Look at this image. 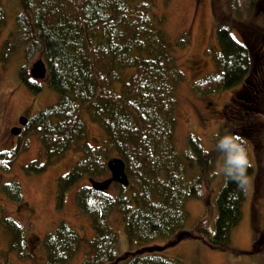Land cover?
<instances>
[{
	"label": "trees",
	"instance_id": "16d2710c",
	"mask_svg": "<svg viewBox=\"0 0 264 264\" xmlns=\"http://www.w3.org/2000/svg\"><path fill=\"white\" fill-rule=\"evenodd\" d=\"M162 1L166 6L172 2ZM227 1L233 4L237 0ZM19 2L22 13L16 18L20 29L17 44L25 45L27 61L18 71L19 79L36 94L43 90L44 84L33 80L29 67L41 54L48 68L46 82L59 99L29 119L18 135V144L13 150L0 152V160L10 166L28 150L30 136H38L46 162H31L25 167L28 173H41L72 149L81 150L83 157L58 180L57 199L62 207L65 194L74 185L85 178L105 181L110 174L108 161L122 159L129 182L114 184L117 194H110L113 186L105 192L96 191L91 182L76 192L78 208L89 217L96 231L82 264H119L122 260L126 264H186L180 258L165 256L167 248L149 249L156 241L171 240L186 228L188 201L199 199L214 211L211 196L219 176L214 167L220 160L226 165L225 153L217 147L224 133L213 137L215 145L210 150L191 137L188 148L182 154L178 151L176 92L185 75L178 65L175 46L164 31V15L156 11L154 0ZM6 22V10L0 0V36ZM217 31V71L198 81L195 90L210 95L242 85L249 91L259 64L255 46L237 40L229 26L222 25ZM185 44L186 41H180L177 45ZM14 45L15 41L6 43L3 62L13 53ZM129 70L131 74L126 77ZM119 82L121 92L115 89ZM253 94L255 99L259 98V94ZM2 113L0 103V118ZM87 120L105 133L101 146L88 144ZM238 126L235 134H225L239 135L252 144V123L241 121ZM245 147L252 165L246 173L250 176L255 168L246 143ZM193 170L198 174L189 176ZM222 181L215 200V233H210L206 216L195 224L194 233L215 250L227 252L232 249V232L244 216L247 190L245 184L225 174ZM8 191L21 203L18 185ZM114 215L122 218L128 240L130 253L125 258L120 254ZM5 223L6 230L13 234L11 250L34 261L31 255L23 253L28 245L25 228L12 218ZM42 243L46 253L43 264H67L77 254L82 238L77 230L61 221ZM262 243L264 233L255 242L254 251H261ZM0 264L10 263L5 260Z\"/></svg>",
	"mask_w": 264,
	"mask_h": 264
},
{
	"label": "rangeland",
	"instance_id": "374dc122",
	"mask_svg": "<svg viewBox=\"0 0 264 264\" xmlns=\"http://www.w3.org/2000/svg\"><path fill=\"white\" fill-rule=\"evenodd\" d=\"M33 1L37 4L40 0ZM2 2L7 22L0 36V103L3 112L0 118V152H8L19 141L11 133L18 118L22 114L29 119L33 118L42 109L56 104L59 95L51 90L46 80L36 81L44 84L43 90L37 94L20 81L18 71L27 63L25 45L17 44L20 29L16 18L22 13V8L19 0ZM154 2L156 11L161 16L164 15V31L170 43L175 46L178 65L185 75L176 92L178 123L175 140L178 151L182 154L188 148L191 137L201 141L203 147L210 150L215 145L214 136L221 133L225 135L227 131L236 133L240 127L238 123L249 121L254 126L255 134L251 139L253 143L250 141L252 144L249 141L245 143L249 147L255 171L247 176L244 216L232 232L230 251L215 250L206 239L203 240L194 233L195 224L204 216L209 219L210 233H215L218 216L215 200L220 193L219 187L223 183L224 174L222 160L214 167L219 172L211 196L214 211L209 210L199 199L188 201L186 210L189 220L186 228L171 240H158L153 245L167 248L164 250L165 256L180 258L186 264H264V243L261 251H254L255 242L264 233V0H237L233 4L227 0H172L168 6L162 0ZM222 25L229 26L237 40L255 46L259 59L257 74L250 81L249 91L240 85L227 91L205 95L197 92L194 85L217 71L214 56L219 51L217 30ZM9 41H15L13 53L3 62L1 56ZM180 41H186L185 46H178ZM40 58L41 54L36 55L33 62L29 63L30 69ZM130 74L131 70L125 76ZM121 86L120 82L115 85L117 92L122 91ZM253 93L259 94V98L255 99L251 95ZM252 104V108L249 107ZM87 123L88 144L91 147L101 146L106 138L102 128L89 120ZM27 142L28 150L22 152L10 166L6 167L7 162L0 160V263L7 260L10 264H43L46 253L42 240L49 231L64 221L77 230L82 238L77 254L67 264H82L96 231L89 217L78 208L76 192L84 184H90V181L85 178L74 185L65 194L62 207H59L57 199L58 180L83 157L82 152L72 149L62 158L52 161L45 171L28 173L26 166L36 160L45 163L46 157L38 136H30ZM197 174L198 171L193 170L189 176ZM110 176L109 174L107 178ZM15 185L22 192L21 203L7 194ZM112 186L110 194H117L116 186ZM11 218L25 228L28 245L23 253L31 255L34 261L11 250L13 234L4 226ZM112 218L119 234L120 254L125 256L130 249L122 218L119 215ZM238 251L242 253H237ZM119 264L126 263L122 260Z\"/></svg>",
	"mask_w": 264,
	"mask_h": 264
},
{
	"label": "clouds",
	"instance_id": "9594fccd",
	"mask_svg": "<svg viewBox=\"0 0 264 264\" xmlns=\"http://www.w3.org/2000/svg\"><path fill=\"white\" fill-rule=\"evenodd\" d=\"M217 147L224 151L226 165L224 174L241 184L248 183L247 169L251 167L245 141L239 135L225 134L218 141Z\"/></svg>",
	"mask_w": 264,
	"mask_h": 264
},
{
	"label": "water",
	"instance_id": "95a60500",
	"mask_svg": "<svg viewBox=\"0 0 264 264\" xmlns=\"http://www.w3.org/2000/svg\"><path fill=\"white\" fill-rule=\"evenodd\" d=\"M47 63L42 58L38 59L36 63L31 68V76L32 78L37 80H46L48 76L47 71ZM29 121V118L27 117H21L20 119V125L22 127H25ZM17 126L16 128H13L11 130V133L14 136H18L22 133L23 128ZM107 165L109 166V170L111 173V177L107 178L105 181H99V180H90L92 187L96 191L105 192L106 190H109L111 188V185L114 183H120V184H127L129 182V175L126 174V164H124L123 160L120 158H115L110 161H108ZM155 249L154 247L150 248L149 250Z\"/></svg>",
	"mask_w": 264,
	"mask_h": 264
},
{
	"label": "flooded vegetation",
	"instance_id": "af4514ba",
	"mask_svg": "<svg viewBox=\"0 0 264 264\" xmlns=\"http://www.w3.org/2000/svg\"><path fill=\"white\" fill-rule=\"evenodd\" d=\"M21 117H24V115L22 114V116H20L19 118H18V121H17V125L15 126V127H13V128H16L17 126H19V127H22L21 125H20V119H21ZM12 128V129H13ZM23 128V130H24V127H22ZM19 137H17V139H18Z\"/></svg>",
	"mask_w": 264,
	"mask_h": 264
}]
</instances>
